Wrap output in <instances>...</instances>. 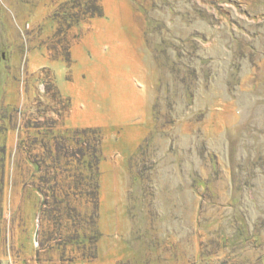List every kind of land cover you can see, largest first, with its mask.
<instances>
[{
    "label": "rangeland",
    "instance_id": "rangeland-1",
    "mask_svg": "<svg viewBox=\"0 0 264 264\" xmlns=\"http://www.w3.org/2000/svg\"><path fill=\"white\" fill-rule=\"evenodd\" d=\"M58 1L0 0V264H264V0H102L68 62ZM35 107L101 135L92 260L41 209Z\"/></svg>",
    "mask_w": 264,
    "mask_h": 264
},
{
    "label": "trees",
    "instance_id": "trees-1",
    "mask_svg": "<svg viewBox=\"0 0 264 264\" xmlns=\"http://www.w3.org/2000/svg\"><path fill=\"white\" fill-rule=\"evenodd\" d=\"M60 1L50 15L56 29L50 41L42 44L49 54L54 52L51 59L62 58L68 62L70 48L78 41L79 35L67 38V34L93 18L102 17V0ZM194 69L190 73L196 76ZM162 83L159 81V89ZM42 111L40 113V109L32 108L31 114L38 117L33 122H26L22 128L27 133L31 130L35 132L33 136L28 135L30 144L23 150L28 153L27 160L33 167L32 178L38 175L36 190L40 194L41 209L48 213L59 238H63V229L67 233L65 239L60 241L75 244L80 250L81 259L92 260L96 258L97 243L101 236L98 230L101 135L91 128L58 132L48 117L47 123L40 121L43 113H46ZM23 143L21 139L18 145L22 146ZM37 146L41 152L31 156ZM143 148L140 147L139 155Z\"/></svg>",
    "mask_w": 264,
    "mask_h": 264
},
{
    "label": "water",
    "instance_id": "water-1",
    "mask_svg": "<svg viewBox=\"0 0 264 264\" xmlns=\"http://www.w3.org/2000/svg\"><path fill=\"white\" fill-rule=\"evenodd\" d=\"M37 236V231H36V234H35V237Z\"/></svg>",
    "mask_w": 264,
    "mask_h": 264
}]
</instances>
